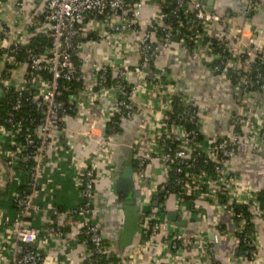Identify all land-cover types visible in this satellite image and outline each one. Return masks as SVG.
Masks as SVG:
<instances>
[{"label":"built area","instance_id":"obj_1","mask_svg":"<svg viewBox=\"0 0 264 264\" xmlns=\"http://www.w3.org/2000/svg\"><path fill=\"white\" fill-rule=\"evenodd\" d=\"M9 13L5 5L0 4V98L3 90L14 89L21 92L30 88L34 90L31 101L34 109L40 114L39 124L32 132L25 130L24 145L17 144L21 123H15L11 115L5 124H0V145H6L9 150L4 155L7 166L15 167L16 163L9 160H19L21 163L31 162L27 171L16 167L15 181L24 175L28 176L25 194H15V218L10 223L11 235L15 242V250L11 254L10 262L3 264H41L42 257L32 247L37 243L39 234L32 226L31 220L37 217L41 208L35 203L38 188L43 174V163L46 152H52L60 161L73 152L76 139L86 136L96 143V150L91 161H75L72 159L71 170L75 175V184L80 191V204L66 212H59L53 208L50 212L52 219L63 215L66 220L61 229L71 228L77 231L76 238L85 246L86 251L81 255L78 264H94L91 257H110V251L103 243L99 220L96 215L95 201L98 190L97 177L105 176L110 186V194L115 198V175L112 160L113 140L118 133L114 126V119H130L137 112L152 114L150 107H155L153 97L158 98L160 109L158 131H152V142L159 152H146L144 155L134 156L136 184L140 189V214L138 222L139 243L131 246L128 251L127 263L135 264L141 254H146L155 247V239L161 237L160 250L168 251L167 259L162 258V252L157 251L149 264H217L214 257V247L226 237L238 243L240 234L247 227L244 215L235 214V205H245L250 214V222L258 221L264 228V205L256 197L260 191L242 182L239 176L227 169V163L236 155L240 144V134L235 130L232 135L221 143L211 145L206 155L213 165L214 177L204 169L199 168L194 150L200 141L198 129L185 130L180 144L171 139L174 125L168 124L167 113L171 111L173 88L159 84L160 79L152 74V65L159 49L167 50L170 39L178 37L179 42L188 51L192 59L203 58L209 60V69L216 78L227 81H237L242 89L252 90L255 87L264 97V79L257 75V81L250 78V62L256 60L264 66V51L256 48L257 42L264 37H254L249 25L229 30V35L235 43L230 46L227 36L219 35L214 41L221 47L212 48L206 41L209 24L219 22V17L209 11L201 0H11ZM167 1L169 3H167ZM35 2L36 13L28 16L26 4ZM151 2L155 8L152 15L142 18L145 5ZM264 0H247L250 9H256ZM170 6L174 9L165 13ZM34 8V9H35ZM183 10L188 29H172L168 23L170 18H176ZM31 17V18H30ZM200 21V30H195L194 24ZM164 32V37L157 38L158 30ZM38 34H45L51 40V48L46 54L33 55L26 51L28 60L17 61V55L23 51L30 40ZM123 35H129L136 44L139 62L133 70H129L124 53L120 52ZM127 37V38H128ZM106 40L108 49L103 55L101 63L91 66V86L85 85V77L81 67L83 51L87 47L96 46ZM190 43L192 46H190ZM233 48H235L233 50ZM246 56L247 61L241 62ZM78 59L80 66H76L73 59ZM47 71L50 79H41L39 72ZM28 71L32 77L27 76ZM112 71V84L108 85V74ZM21 74L20 82L14 80L15 74ZM80 82L81 88L74 89L69 101L57 100L59 81ZM154 83L152 88L148 84ZM31 86V87H30ZM237 86V85H236ZM149 91L148 100L139 101L135 105L134 98L138 94ZM125 100H121L120 97ZM108 100L110 106L98 107L95 103ZM22 103L20 97L12 107L18 112ZM149 107L151 110H147ZM94 108V113L88 116L87 111ZM194 109V108H193ZM187 108L185 116L191 123L198 125L205 121V115ZM103 111V114L101 111ZM93 111V110H92ZM98 111V112H96ZM101 116H97L96 114ZM154 114V113H153ZM149 115V116H150ZM234 117L233 124L241 122L247 130L245 143L264 159V113L249 116L245 106L240 102L239 110ZM103 118V119H102ZM69 119L75 123V128L68 126ZM102 119V120H101ZM1 122V121H0ZM119 126V124H118ZM105 130L106 134H96L95 130ZM8 139V140H7ZM7 140V141H6ZM158 141V142H157ZM14 149H11V148ZM21 152H31L27 157ZM197 153V152H196ZM73 154V153H72ZM200 155V154H199ZM156 160L164 174L169 177L167 184L147 183L143 179L144 171L149 162ZM24 174V175H23ZM21 176V177H20ZM264 189V187L262 188ZM156 202V206H154ZM173 204L176 215L189 213L195 220H203L204 214L200 210L212 212L216 217L215 230L219 233L211 243L199 233L185 237L175 231L165 219L166 207ZM211 210V211H210ZM178 213V214H177ZM228 214L231 217L233 230H223L219 217ZM51 219V220H52ZM49 225L52 223L49 220ZM61 229L48 228L49 233L60 236ZM81 237L84 238L81 241ZM244 235V241H249ZM195 251L197 262H190L188 255ZM151 256V255H150ZM254 250L246 251L240 258L231 259L230 264H253L247 259L254 258ZM66 263L65 259H62ZM61 264H64V263Z\"/></svg>","mask_w":264,"mask_h":264},{"label":"crops","instance_id":"obj_2","mask_svg":"<svg viewBox=\"0 0 264 264\" xmlns=\"http://www.w3.org/2000/svg\"><path fill=\"white\" fill-rule=\"evenodd\" d=\"M206 1L213 3V11L211 13L219 17L218 23L209 24L208 37H206L207 42L214 40L219 35H224L227 36L230 46L235 47L234 41L228 37V32L231 29L241 28L244 24L249 25L253 33L254 28L264 33V3L256 9H250L247 0ZM11 2V0H0V4L6 6L8 13V7L11 6ZM35 5V2L26 4L25 11L28 16L32 17L36 13L37 8H35ZM204 6L206 7V5ZM154 11L153 4L148 2L142 11L143 20L152 15ZM128 36L123 35L119 50L121 53H124L125 61H127V66L131 71L138 64L139 55L135 46L136 43ZM259 37L261 36L259 35ZM107 43L106 40H103L96 46L87 47L83 51L80 60L86 86H91V66L101 63L103 55L107 53ZM207 64H210L209 60H203V58L192 59L191 55L180 42H171L167 50L159 49L156 52V57L152 62L153 68L149 70L152 74L158 76V79H160L159 84L163 86L169 85L173 88L171 98L176 97L179 99L180 106L183 109L194 108L197 113L205 115V121L198 124L200 141L194 150L195 153L197 152L200 160H207L206 155L203 153L207 152L211 145L221 143L229 138L234 132L236 125L239 127L237 131H239L238 133L241 136V142L237 146L235 157L227 163V169L239 176L245 184L257 190H262L264 187V159L254 152L251 147L246 145L247 130L242 124L243 120L236 124H233V120L237 116L240 102L245 106L250 117L255 114L259 115L262 112L264 113V97L251 90L242 89L239 85H233L230 81L216 78L209 67H207ZM165 72L167 78L163 77ZM20 77L21 74H15L14 80L20 82ZM153 84H148V87L151 89ZM150 89L138 94L134 98L135 105L138 106L139 101L142 99L148 100ZM153 104H155V107H150L153 110L151 115L137 112L130 119L119 120L118 127L120 128V132L117 133L113 140L111 152L113 160L112 168L115 173L118 168L116 165L121 160H126L127 166H134V156L136 154L144 155L146 152L160 151L159 149L154 150L152 142V131L160 130L158 128L160 122L158 112L160 113V109L157 97H153ZM95 105H98L96 109L99 110L98 107L102 106L108 108L110 103L108 100H98ZM150 108L146 107L148 111L151 110ZM92 110L87 111L88 116L94 113L95 109L92 108ZM101 113L103 114V111ZM101 113H97L96 115L99 117ZM0 124L2 123L0 122ZM68 125L70 129H74L76 126L70 119ZM95 133H101L105 136L106 131L103 134L102 129L95 130ZM183 133V126L174 125L170 133L171 139L176 144H180L183 139ZM7 147L6 145H0V264L10 262L12 260L11 254L16 248L11 235L12 228L10 223L15 218L16 207L13 199L15 194H18L16 187L22 185V179L15 181L13 168L7 166V162H5V151L9 150ZM96 147V143L93 140L86 136H80L76 139L73 152H69V156L62 161H60L59 155L57 156L55 152H52L51 148L49 152H46L43 163V174L35 200V203L41 208L42 212L31 220L32 226L39 234L38 241L32 248L41 255L43 260L41 264H61L63 262L62 259L66 261V263L63 262L64 264H78L77 262L80 261L81 255L86 251L85 246L76 239L78 237L77 231L71 228H60L66 218L60 215L52 219L50 212L53 208L58 209L61 213L66 212L68 209L76 208L80 204V191L75 184L74 172L70 169L72 159L78 162H89L94 156ZM192 155L194 154L192 153ZM115 177L117 178V174ZM143 179L147 183L152 184H167L169 182V177L164 174L156 160H152L147 164ZM133 181L135 184L131 194L132 197H136L138 190L135 191V189H139V187H137L135 178ZM96 186L98 195L95 201V210L99 220L100 231L105 238L104 240L109 248L110 256L111 258H119L123 264H128L126 261L128 256L127 250L131 246H136L139 240L134 245L123 250L119 249L116 245L115 238L120 223L117 216L120 211V207L118 206L119 204L124 206L123 201L125 198L118 203L115 201V198L110 199V186L105 176L97 177ZM172 207L173 204L167 205L165 219L167 214H175ZM200 211L201 214H204L203 220L197 221L189 213H177L182 220L186 221V226L182 228L170 225L175 228L176 232L183 234L185 237L193 233H199L206 241L211 243L214 236L219 233L215 230L216 217H213L212 212H207L206 209ZM49 220L52 223L51 226L48 223ZM218 222L221 223L223 230H229L230 232L233 230V227H231V217L228 214H223L219 217ZM250 224L253 226L251 228L253 233H248L246 236L250 238L249 240L254 248L255 256L252 259L248 258L247 261L249 263L253 262V264H264V228L258 221L250 222ZM49 227L56 230L61 229V235L56 236L53 233H49L47 231ZM160 242L161 237H157L155 239V247L146 254H141L140 259L136 260L135 264H149L153 259L152 256L156 253V249L162 252V258L166 260V256L169 253L168 251L165 253L164 249L160 250L162 248ZM239 246L240 241L235 243L229 237L216 244L214 247L216 263L230 264L231 259L240 258L242 254L240 253ZM188 259L190 262H197L195 251H192L188 255Z\"/></svg>","mask_w":264,"mask_h":264},{"label":"trees","instance_id":"obj_3","mask_svg":"<svg viewBox=\"0 0 264 264\" xmlns=\"http://www.w3.org/2000/svg\"><path fill=\"white\" fill-rule=\"evenodd\" d=\"M167 3H169L167 1ZM174 9V6H170L169 9L165 10V13L167 14L168 12H170L171 10ZM190 15V14H189ZM184 16L183 15V10H181L179 12V14L177 15L176 18H170L168 20V23L171 24V28L172 29H180L182 32H186V30L188 29L187 26V20L190 19V16ZM195 30L199 31L200 30V21H196L194 26ZM164 37V32H162L160 29L157 32V38L161 39ZM209 42L212 44V48H214L215 50H220L221 47L217 44L216 41L212 40ZM190 46H192V44L190 43ZM51 48V40L50 38H48L47 36H45V34H38L37 36H35L34 38H32L28 44V46L21 52H19V54L17 55V61L19 62H25L28 60V55L26 54V51H30L31 54L33 55H41V54H46L48 52V50H50ZM0 55H1V51H0ZM247 61L246 56H242L241 57V62L245 63ZM73 62L76 66H80V62L78 59H73ZM211 64H207V67H211ZM250 78L252 79V81H257V75L260 74L262 79H264V66L261 65L259 63V61L256 62V60L253 62H250ZM153 68L152 65L149 67ZM30 72L32 73V71H28L27 76L30 75ZM112 71L109 72L108 74V85L112 84ZM29 77H32L29 76ZM39 77L41 79H50L51 76L48 74V72L45 71H41L39 72ZM231 83L233 85H238L237 81H231ZM81 83L80 82H66L64 80H60L59 81V91L60 94L57 98V100L59 101H69V96L74 92V89L76 88H81ZM31 87V86H30ZM252 92L255 93H259L261 94V96L263 95L259 89H257L256 87L254 89L251 90ZM34 90L33 88H27L22 90L21 92H16L14 91V89H9V90H3L2 91V96L0 98V121L2 124H5V121L11 116L13 115V120L15 123L20 122L21 126H20V132L18 134V138H17V144H19L21 147L22 145H24V135H25V130L27 129L29 132H32L34 127L39 124V118H40V114L37 113L34 109L33 103L31 101V95L33 94ZM20 97L22 106L19 109L18 112H13L12 111V107L15 105V102L17 101V99ZM121 100H125V98L122 96L120 97ZM173 103L171 106V111L169 113H167L168 116V124L169 125H178V126H183L185 128V130L189 131L192 129H198L199 125H195L194 123H191L190 120H188L185 116V110L187 108H182L180 106V102L179 99H177L176 97H173ZM193 109V108H191ZM194 110V109H193ZM115 122V127L119 130L118 132H120V128L118 127V124L120 123L118 120V116L115 117L114 119ZM238 126L236 125V130H238ZM239 132V131H238ZM239 134V133H238ZM241 137V136H240ZM10 149V148H9ZM11 149H14L13 147ZM23 153V155L25 156H29L31 152H21ZM195 155V160L199 166V168L204 169L210 176L214 177V172H213V165L208 161L206 164L204 163V161L200 160L199 156L197 155V153L194 154ZM16 163L17 166H19V168L22 171H27L30 169L31 167V162H26V163H21L19 160H9V163ZM15 166L13 168V170H16ZM24 175V174H23ZM21 177V176H20ZM21 184L20 186L16 187V190L18 191V194H25L27 193V182H28V176H23L21 178ZM132 190L129 193V196L126 197L124 199V205L129 204L133 197L131 194ZM257 201L261 204L264 205V189L260 190L257 197H256ZM14 208V206H13ZM15 209V208H14ZM62 211V210H60ZM233 211L235 214H242L244 215L246 221L248 222L247 227L242 231V233L240 234V253L243 255L245 254L246 251L250 252L252 250H254V248L250 245H248L249 241H244V235L248 234V233H253V230L251 228H253L252 224L249 223L250 221V214L248 212V208L245 205H235L233 208ZM84 238L81 237V241H83ZM103 243L105 246H107V243L105 240H103ZM89 244V243H88ZM88 244H85V246H87ZM90 245V244H89ZM89 247V246H87ZM90 260L92 261V263L94 264H123V262L119 259V258H111V256L109 257H98V256H94L91 257Z\"/></svg>","mask_w":264,"mask_h":264},{"label":"water","instance_id":"obj_4","mask_svg":"<svg viewBox=\"0 0 264 264\" xmlns=\"http://www.w3.org/2000/svg\"><path fill=\"white\" fill-rule=\"evenodd\" d=\"M201 3L203 5H206L207 11L212 12V6L213 3L211 1L201 0ZM253 30V28H252ZM171 42H179L178 37H172L170 39ZM163 77L167 78L166 72L163 74ZM164 83V82H163ZM243 88V86H241ZM105 133V130H103V134ZM117 171V178L115 180L114 188H115V201L120 202L124 198L129 196V193L131 190H133L135 182L133 181L134 174H135V168L134 166H127L126 160H121L116 165ZM138 190L137 196L133 197L132 201L129 204L121 205L119 204L118 207H120V211L118 213L119 217V226L117 229L116 234V245L119 249L123 250L131 245H134V243L138 240L137 230H138V222H139V214H140V195H139V189H135V191ZM156 205V202H154V206ZM166 219L169 224L175 225L177 227H185L186 221L182 220L181 217L174 213H169L166 216ZM103 240L105 239L102 235Z\"/></svg>","mask_w":264,"mask_h":264},{"label":"rangeland","instance_id":"obj_5","mask_svg":"<svg viewBox=\"0 0 264 264\" xmlns=\"http://www.w3.org/2000/svg\"><path fill=\"white\" fill-rule=\"evenodd\" d=\"M259 35H260V36L263 35V37H264V33H263V31H260V30H257L256 28H254V36L257 38V37H259ZM261 41H262V40H259V41L257 42L256 48H257L258 50H263V51H264V43H262Z\"/></svg>","mask_w":264,"mask_h":264}]
</instances>
